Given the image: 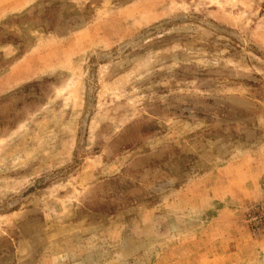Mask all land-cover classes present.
Here are the masks:
<instances>
[{"label": "rangeland", "instance_id": "374dc122", "mask_svg": "<svg viewBox=\"0 0 264 264\" xmlns=\"http://www.w3.org/2000/svg\"><path fill=\"white\" fill-rule=\"evenodd\" d=\"M0 264H264V0H0Z\"/></svg>", "mask_w": 264, "mask_h": 264}]
</instances>
